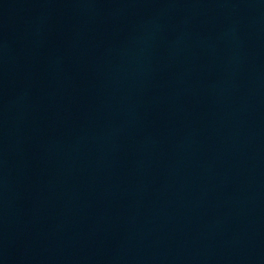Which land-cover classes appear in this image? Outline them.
<instances>
[{"label":"water","instance_id":"95a60500","mask_svg":"<svg viewBox=\"0 0 264 264\" xmlns=\"http://www.w3.org/2000/svg\"><path fill=\"white\" fill-rule=\"evenodd\" d=\"M0 264H264V0H0Z\"/></svg>","mask_w":264,"mask_h":264}]
</instances>
